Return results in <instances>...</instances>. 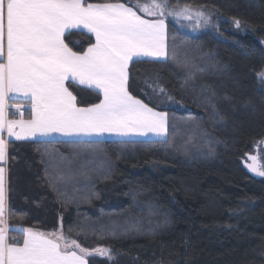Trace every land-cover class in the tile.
Here are the masks:
<instances>
[{"label":"trees","instance_id":"16d2710c","mask_svg":"<svg viewBox=\"0 0 264 264\" xmlns=\"http://www.w3.org/2000/svg\"><path fill=\"white\" fill-rule=\"evenodd\" d=\"M168 3L198 7L203 20L190 31L167 16L168 59L128 69L131 94L168 114V135L9 140V243L62 227L84 248L111 249L88 264H264V179L242 163L264 137V0ZM64 40L75 51L93 42L83 31ZM70 90L79 106L100 100Z\"/></svg>","mask_w":264,"mask_h":264},{"label":"snow or ice","instance_id":"6c2138e0","mask_svg":"<svg viewBox=\"0 0 264 264\" xmlns=\"http://www.w3.org/2000/svg\"><path fill=\"white\" fill-rule=\"evenodd\" d=\"M190 13V6L170 7L168 0H129L127 4L0 0V134L6 129L17 140L52 133H154L166 137L168 114L131 94L128 69L133 58L168 59L165 18L191 19ZM197 16L203 17V13ZM234 23L240 28V20ZM81 28L95 37V43L83 53L73 51L64 40L66 32ZM258 76L264 81V71ZM72 85L98 90L102 99L79 107L77 96L70 90ZM10 94H20L30 101L31 119H7L6 102L18 98ZM17 126L21 132L15 131ZM7 147L0 136V162H6ZM254 151L246 154L251 161L246 166L264 177V164L260 162L264 147L256 144ZM5 204V168L0 167V264H88L87 258L92 255L112 259L111 249L84 248L65 236L62 227L48 233L26 228L22 230V244L15 237L9 243Z\"/></svg>","mask_w":264,"mask_h":264},{"label":"crops","instance_id":"0c3cea01","mask_svg":"<svg viewBox=\"0 0 264 264\" xmlns=\"http://www.w3.org/2000/svg\"><path fill=\"white\" fill-rule=\"evenodd\" d=\"M102 3H120V2H100L99 4H102ZM138 14L144 15L143 13H138ZM145 18L146 19H154V17H150V16H145ZM69 31H83V32H87L93 38V42L91 44L95 43V37H94V35L92 33H89L86 29H83V28H81V29H72V30H69ZM91 44L88 45L84 50H82V51H76V52L83 53L84 51L87 50V48L89 46H91ZM73 51H75V50H73ZM133 60H158V59L151 58V57H141V58H138V59L137 58H133ZM131 62L132 61H130V63ZM66 83H70V82H66ZM78 86H80V87H86V86H81V85H78ZM86 88H88V87H86ZM89 89H91V88H89ZM93 90H95V89H93ZM95 91H97L99 93L98 90H95ZM10 95H17L18 98L17 99H9L6 102L7 119H9V120H21V119H23L25 121L31 119V103H30V101L24 99L23 96L20 95V94H10ZM101 99H102V94H100V100ZM100 100L98 102H96V103H99ZM21 106H24L26 108V112H28L27 116H25V114H24L25 112L23 114H18L16 112L17 111V108L18 107H21ZM88 106H90V105H87V106H79V107H88ZM154 110H156V109H154ZM156 111H160V110H156ZM160 112H164V111H160ZM15 131L16 132H21V129L19 128V126H17L15 128ZM21 134L23 135V133H21ZM0 136H2V138L5 140L6 143L9 140H17L15 138V136L10 137L8 135L6 129H5V131L2 134H0ZM162 138L163 137H159V136L155 135L154 133H148L146 135L129 134V135H126V136L117 135L115 133H105L102 136H98V135H91V136H85V135L65 136V135H62L60 133H52V134H49L47 136H41V135L37 134L35 137H28V138H23V139H19V140H99V139L134 140V139H162ZM0 167H4L5 168L6 198H7V169H6V162H0ZM4 219H5V216H4ZM22 243H23V239H22V241H21L20 244H22Z\"/></svg>","mask_w":264,"mask_h":264},{"label":"rangeland","instance_id":"374dc122","mask_svg":"<svg viewBox=\"0 0 264 264\" xmlns=\"http://www.w3.org/2000/svg\"><path fill=\"white\" fill-rule=\"evenodd\" d=\"M169 6H170V7H180V8H183V7H184V6H171V5H169ZM190 8H191V13H190V15H191V19H189L188 22L180 21V20H178L177 18L172 17V16L167 17V18L170 19V20H172V21H174L175 23H177V24L179 25V27H181V28H183V29H185V30H190V31L193 30V31H196L197 28H198V27H196V26H197V24H198L201 20H203V17H199V16H197V13H198V12L201 13V12H200V9H199L198 7L190 6ZM262 82H263V84H264V81H262ZM163 138H165V137H163ZM163 138H162V139H163ZM257 144H260L261 147H264V137H263V138H262ZM249 153L255 154L254 148H253V150H252L251 152H249ZM260 162H261V164H264V154H261ZM242 163H243L244 168H245V169H246L251 175H253V176H255V177H259V178H263V179H264V177H261V176H259V175H256L255 173L249 171V169L247 168L246 165H247L248 163H251V161H249V160L247 159V156H246V155H245V157L243 158Z\"/></svg>","mask_w":264,"mask_h":264},{"label":"built area","instance_id":"2783aa9c","mask_svg":"<svg viewBox=\"0 0 264 264\" xmlns=\"http://www.w3.org/2000/svg\"><path fill=\"white\" fill-rule=\"evenodd\" d=\"M16 112H17V113H22V112H24V108H23V107H20V108L17 109Z\"/></svg>","mask_w":264,"mask_h":264},{"label":"water","instance_id":"95a60500","mask_svg":"<svg viewBox=\"0 0 264 264\" xmlns=\"http://www.w3.org/2000/svg\"><path fill=\"white\" fill-rule=\"evenodd\" d=\"M178 20H180V21H184V22H188L189 21V19H185V18H183V17H179V18H177Z\"/></svg>","mask_w":264,"mask_h":264}]
</instances>
